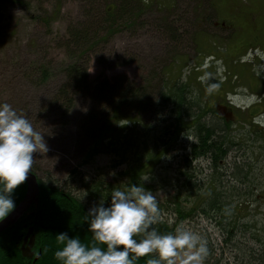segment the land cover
<instances>
[{"label": "trees", "instance_id": "trees-1", "mask_svg": "<svg viewBox=\"0 0 264 264\" xmlns=\"http://www.w3.org/2000/svg\"><path fill=\"white\" fill-rule=\"evenodd\" d=\"M79 1L81 16L72 19L66 34L58 39L66 55L75 59L64 66L61 84L44 107L50 110L58 105L63 108V114L68 115L76 97L82 95L88 105L77 129L79 145H85L79 166L89 165L99 154H113V162L123 167L113 180L94 174L88 176L75 169L70 174L73 178L71 184L56 185L54 182L58 178L45 181L37 175L34 162L31 171L38 179L40 193L32 207L0 233V264H57L54 252L62 247L56 239L59 232H67L86 245L95 243L85 222L86 212L92 204L103 198L107 206L114 187L123 189L132 183L141 186L144 183L146 187L143 178L148 173L149 164L153 165L154 171L155 156L147 157L150 153L145 150L151 146L158 149V156H161L177 150L183 141L180 165L176 170L182 184L174 196L158 201L164 222L155 227L168 232L176 223L204 217L218 227L222 244L208 242L203 264H264V247L253 241H262L261 234L256 229L252 230L253 224L243 223L250 213L251 201L238 198L241 192L248 194L247 199L253 193L246 189L252 183L250 174L254 161H257L247 153L249 145L243 136L246 131L249 135L254 132L256 138L253 143L262 142L264 130L251 131L242 124L247 128L242 131V126H235L234 120L221 116V112L209 106L205 98L202 100L197 96L200 92L188 79L169 82L168 78L162 77L157 93L153 92L152 86L156 75L144 82L147 88L144 84L130 83L124 75L92 84L88 58L93 52L98 55L105 51L106 44L122 25L130 27L137 21L145 25L141 20L149 9L145 4L149 0H120L114 4L108 2L110 0ZM157 24L162 25L157 27L161 33H175V28L167 31L161 19ZM116 55V67L130 60L123 61L120 54ZM43 66L37 69L46 79L49 72ZM154 111L157 118L151 117L140 129L134 126L136 118L142 114L151 115ZM252 122L261 124L256 116ZM233 153L236 155L231 159ZM26 189L25 181L14 191L16 205L25 197ZM202 189L208 195L199 198L197 190ZM228 216L232 217L230 222ZM169 220L173 223L169 224ZM29 227L33 228L35 235V253L41 252L38 260L25 257L21 252ZM232 231L243 232V238L234 241L231 236L229 239ZM150 256L139 257L134 264H147Z\"/></svg>", "mask_w": 264, "mask_h": 264}, {"label": "rangeland", "instance_id": "rangeland-1", "mask_svg": "<svg viewBox=\"0 0 264 264\" xmlns=\"http://www.w3.org/2000/svg\"><path fill=\"white\" fill-rule=\"evenodd\" d=\"M115 1L120 2H108L114 4ZM145 4L149 6L141 20L145 25L140 21L130 27L122 25L106 44L105 51L98 55L93 52L88 58L89 81L96 84L105 78L124 75L130 83L144 84L147 88L144 82L156 75L152 86L153 92H158L162 77L168 78L169 82L188 79L200 92L201 95L197 96L217 108L221 116L234 120L235 126L243 124L251 131L264 130V61L255 55L257 49L264 53V0H149ZM81 10L79 0H0V102L11 104L42 134L48 151L33 154L36 173L45 181L58 178L54 182L56 185L71 184L73 178L70 174L75 169L88 176L94 174L113 180L123 167L113 162V154H99L89 165L79 166L85 145H79L77 129L88 105L82 95L76 97L68 115L63 114V108L58 105L50 110L44 107L61 84L64 66L75 59L66 55L58 39L66 34L72 19L81 16ZM159 19L167 31L175 28V33L157 30V27H162L157 24ZM250 50L253 56L242 63L241 57ZM116 54H120L123 61L130 60L116 67ZM206 59L209 67L202 69ZM217 60L222 61L223 71L220 73H217ZM42 65L48 68L46 79L37 69ZM205 71L211 76L202 83L198 78ZM207 83H219L220 86L207 94ZM154 115L157 116L155 111L151 115H140L134 126L140 129L151 117H158ZM253 116L262 124L252 122ZM243 126L242 131L247 130ZM246 132L243 137L249 145L247 153L257 161H254L250 174L252 183L246 189L253 193L247 199L248 194L241 192L238 198L251 201L250 213L243 223L255 226L252 230L256 229L261 234L262 241L254 238L253 241L263 248L264 141L253 143L256 138L254 132L250 135ZM183 143L177 150L161 156H158V149L151 146L145 150L150 153L147 157L155 156V165L154 171L153 165H148L144 178L149 179L144 182L158 201L174 196L182 184L176 170L180 165ZM234 155L236 153L230 158ZM151 171L153 173L149 174ZM197 193L199 198L208 195L203 189ZM230 220L232 217L228 216ZM185 225L197 232L206 245L211 242L221 246V235L213 222L198 217ZM242 233L232 231L229 239L232 236L237 241L243 238ZM34 254L32 258L38 255ZM56 262L61 264L58 260Z\"/></svg>", "mask_w": 264, "mask_h": 264}, {"label": "clouds", "instance_id": "clouds-1", "mask_svg": "<svg viewBox=\"0 0 264 264\" xmlns=\"http://www.w3.org/2000/svg\"><path fill=\"white\" fill-rule=\"evenodd\" d=\"M255 55L264 61L259 49ZM253 52L241 57L248 62ZM217 73L223 71L217 60ZM209 67L206 59L202 69ZM260 75V72H257ZM211 73L204 72L198 79L206 83ZM219 83H207L205 91L211 94ZM255 99V97H253ZM48 146L31 121L8 102H0V221L15 209V189L22 185L34 164V153H46ZM149 178H143L147 181ZM110 203L105 199L94 202L87 210L85 222L95 243L86 245L67 232H59L62 245L54 252L61 264H134L139 257L150 256L147 264H203L207 255L206 241L184 222L176 223L168 232L155 225L164 222L157 196L141 184L132 183L123 189L114 187ZM169 224L173 221L169 220ZM104 245L105 247H101Z\"/></svg>", "mask_w": 264, "mask_h": 264}, {"label": "water", "instance_id": "water-1", "mask_svg": "<svg viewBox=\"0 0 264 264\" xmlns=\"http://www.w3.org/2000/svg\"><path fill=\"white\" fill-rule=\"evenodd\" d=\"M27 192L25 197L19 202L15 209L6 217L3 221H0V233L7 229V227L15 224L17 220L29 210L32 205L35 203V199L37 195L40 193V187L38 179L36 175L30 171L28 173L27 179ZM21 252L25 257L32 258L35 254L34 246H35V235L33 234V228L29 227L26 237L22 243ZM38 255L35 257V260L40 258L41 252L37 253Z\"/></svg>", "mask_w": 264, "mask_h": 264}]
</instances>
